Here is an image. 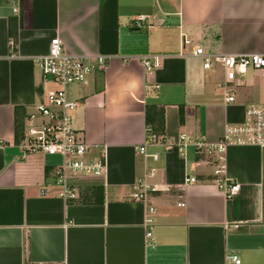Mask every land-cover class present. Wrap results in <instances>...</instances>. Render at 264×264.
Wrapping results in <instances>:
<instances>
[{
    "label": "crops",
    "instance_id": "obj_1",
    "mask_svg": "<svg viewBox=\"0 0 264 264\" xmlns=\"http://www.w3.org/2000/svg\"><path fill=\"white\" fill-rule=\"evenodd\" d=\"M138 16L146 18L140 29L132 25ZM55 36L68 54L110 59L86 83L66 86L86 158L105 161L101 176L70 175L73 199L55 185L62 158L18 147L49 90L37 58ZM196 47L264 54V0H0V264H235L232 254L264 264L259 147L226 146L222 177L239 184L227 198L214 158L191 144L216 143L247 108L264 109V76L249 68L223 86V69H205ZM147 54L158 56L151 73L140 62ZM146 104L162 108L164 124L147 143ZM180 135L191 140L181 149ZM143 178L154 188L146 203L131 197Z\"/></svg>",
    "mask_w": 264,
    "mask_h": 264
},
{
    "label": "built area",
    "instance_id": "obj_2",
    "mask_svg": "<svg viewBox=\"0 0 264 264\" xmlns=\"http://www.w3.org/2000/svg\"><path fill=\"white\" fill-rule=\"evenodd\" d=\"M146 18L138 16L132 21V25L140 29L145 26ZM194 54L202 58V65L210 69L214 63L218 64L225 73L223 86L232 82L236 74H243L247 69L257 70L264 76V54H217L204 53L201 47H196ZM106 56L87 57L71 55L65 52L62 41L58 36L50 39L46 54L37 58V64L41 71L43 81H51L56 88L45 92L43 101L34 105V110L27 117V123L18 143L23 153H41L46 155H58L62 163L54 171L55 185L58 188V196L63 199L76 197L74 189L69 184L70 175H84L89 177L101 176L105 170L104 158L87 159L88 144L78 135L73 126L72 114L78 105L77 101L68 100L66 86L72 83H86L93 70H102L109 62ZM140 62L144 69L151 73L159 65L158 56L141 55ZM226 102L233 101V96L225 93ZM156 136L148 129L147 142H154ZM191 140L185 135H180L177 141L178 147H185ZM196 154L203 157H213L214 175L218 176L217 186L227 198H232L239 189V184L222 177L224 172V160L222 154L226 146L230 144L256 145L261 152V178L264 189V109L249 107L245 111V120L240 124L226 125L221 139L216 143H207L195 140L191 143ZM145 152V143L139 148ZM155 159L156 155H152ZM196 160L195 165H201L206 159ZM195 178H185V182H193ZM145 179L139 180L133 187L131 197L134 201L149 202L148 193L153 191ZM155 212L149 205L144 215V224L147 226L145 237L151 241L152 215ZM259 226L264 230V193H262V217ZM235 264H240L236 254L231 255ZM42 264V263H36ZM56 264H66L64 262Z\"/></svg>",
    "mask_w": 264,
    "mask_h": 264
},
{
    "label": "trees",
    "instance_id": "obj_3",
    "mask_svg": "<svg viewBox=\"0 0 264 264\" xmlns=\"http://www.w3.org/2000/svg\"><path fill=\"white\" fill-rule=\"evenodd\" d=\"M145 123L155 136H162L164 134V124L162 120V108L156 104H146L145 106ZM21 126L16 121L15 123V141L20 136Z\"/></svg>",
    "mask_w": 264,
    "mask_h": 264
},
{
    "label": "rangeland",
    "instance_id": "obj_4",
    "mask_svg": "<svg viewBox=\"0 0 264 264\" xmlns=\"http://www.w3.org/2000/svg\"><path fill=\"white\" fill-rule=\"evenodd\" d=\"M47 82H48V89H54V88H56V85H54L50 80L47 81ZM259 85H260V84H259ZM69 112H71V114H72L73 109H72V110H69ZM49 156L52 157L53 159L61 158V157L58 156V155H55V156H51V155H49Z\"/></svg>",
    "mask_w": 264,
    "mask_h": 264
}]
</instances>
